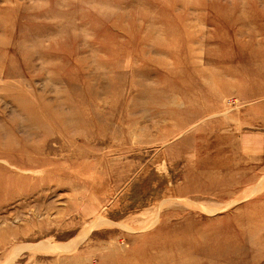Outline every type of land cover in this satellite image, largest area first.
Segmentation results:
<instances>
[{"label": "rangeland", "instance_id": "obj_1", "mask_svg": "<svg viewBox=\"0 0 264 264\" xmlns=\"http://www.w3.org/2000/svg\"><path fill=\"white\" fill-rule=\"evenodd\" d=\"M0 264H264V0H0Z\"/></svg>", "mask_w": 264, "mask_h": 264}, {"label": "bare ground", "instance_id": "obj_2", "mask_svg": "<svg viewBox=\"0 0 264 264\" xmlns=\"http://www.w3.org/2000/svg\"><path fill=\"white\" fill-rule=\"evenodd\" d=\"M61 248H62V247H61ZM63 248H64V250H67L65 246H64ZM58 250H60V249H58ZM64 250H61V251H64ZM15 255H17V254H16V253L13 254L12 258L16 257ZM10 258H11V257H10ZM7 260H9V258H8ZM11 260H12V259H11ZM9 261H10V260H9Z\"/></svg>", "mask_w": 264, "mask_h": 264}]
</instances>
